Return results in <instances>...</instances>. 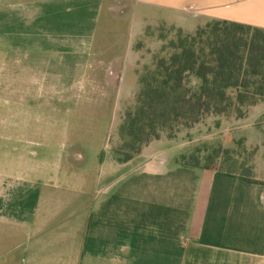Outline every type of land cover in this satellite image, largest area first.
<instances>
[{"label":"crops","instance_id":"1","mask_svg":"<svg viewBox=\"0 0 264 264\" xmlns=\"http://www.w3.org/2000/svg\"><path fill=\"white\" fill-rule=\"evenodd\" d=\"M139 1L92 0L89 21L74 37L71 19H60L55 3L27 10L23 0H0L6 93L16 77L17 92L33 96L40 110H75L79 120L95 112L85 123L91 135L80 134L83 121L63 124L72 129L50 139L63 144L49 147L46 166L26 156L13 167L1 164L0 264H264V184L180 164L188 144L167 137L124 161L119 133L109 144L95 129L111 115L119 129L135 105L140 75L153 62L139 46L149 26L193 33L227 20L264 29V0ZM153 3L172 13L173 23L147 21L145 7ZM27 31L33 39L19 41ZM10 32H18L17 42ZM80 144H91L90 162ZM246 145L258 148L255 176L264 182V139Z\"/></svg>","mask_w":264,"mask_h":264},{"label":"trees","instance_id":"2","mask_svg":"<svg viewBox=\"0 0 264 264\" xmlns=\"http://www.w3.org/2000/svg\"><path fill=\"white\" fill-rule=\"evenodd\" d=\"M174 32L169 41L161 37L164 45L141 73L135 105L126 111L119 128L117 152L124 161L165 133L175 140V130L191 129L210 115L235 113L245 119L251 107L264 103V29L214 20L193 33L176 28ZM240 144L246 141L236 143ZM247 149V145L242 149L244 154ZM254 150L257 153L258 148ZM232 154L222 146H203L181 154L177 162L236 174L249 184H264L256 179L255 165L214 166L220 156L227 163L232 161Z\"/></svg>","mask_w":264,"mask_h":264},{"label":"rangeland","instance_id":"3","mask_svg":"<svg viewBox=\"0 0 264 264\" xmlns=\"http://www.w3.org/2000/svg\"><path fill=\"white\" fill-rule=\"evenodd\" d=\"M194 1L196 0H188L190 6ZM227 1L233 3L239 0ZM23 2L22 3L27 10H34L39 6H47L48 3H55L58 7V12L62 11L60 14V19H62L64 16H66L64 18L65 20L68 18L71 19L74 26L68 33L74 37L80 35L83 32L76 29L82 27L84 29L86 27L89 21L88 10H90L89 8L92 5V0H46L44 2H41V0H23ZM133 2L134 0H127V3L125 4L124 2V5L130 6L133 4ZM136 3H139L140 6L139 0H136L135 4ZM154 4L155 3L152 5L149 4L147 7H145L146 12H148V15L145 17L147 21L155 22L160 19L173 23V14H169V12H163L162 8L157 5L154 6ZM188 12H190L188 13V16L196 17L193 15V13L195 14V11L192 10V8H190ZM137 17L143 19V15L141 14H138ZM184 22H187L186 18H184ZM155 23L149 26L150 28H147L146 36L141 41L142 43L139 44V46H142L144 49L147 59L150 56L149 53L154 54V57L160 52L164 45L163 40H161L162 36L167 38L169 41L174 37L175 33V28H173L171 25L164 23H156V25ZM2 34L5 37V32H0V41L2 40ZM33 34L34 33L30 31L24 32V34L19 37V41L33 39ZM9 35L10 42L18 41V32H10ZM13 54L14 57H17L15 53ZM8 83V87L10 86V88L8 89V93H6L4 90L6 80L1 79L0 74V167L1 164H5L6 162L9 163L10 167H13L16 165L14 163L15 160L21 156H26L28 159H30V161L38 162L40 164L41 161H43L42 165L46 166L49 163V159L53 158L49 147H56L59 151L61 145L63 144L62 142L52 144L50 139H52L55 135L62 137L71 131L72 128L69 126H63V124L68 120H70V123L72 124H75L78 121H83L81 122L83 125L79 128V130L84 129V133L81 132L80 134H92L89 132L92 129L94 130V128L90 129L85 123H90V121L93 119L92 116L95 114L94 111L88 112L89 119L87 117L84 118V120H79V118L77 119V111L75 110L68 109L62 112L60 115L53 111L43 109L40 110L38 108L39 105H36V102L31 100L33 96L22 95V93L17 92L18 90H21V82L18 80V78L15 77L14 79H9ZM46 98L47 96H42L41 100L44 101ZM126 111L123 112L124 117ZM116 120L117 119L115 116L111 115L102 125L99 124L98 127H95V129L98 130L96 131V134L98 136L104 135V137H106V142L108 141L109 144L115 141V138L118 137L119 129L118 126L115 125ZM262 130H264V105L249 109L247 118L245 119H238L235 113H231L227 117H216L213 115L204 117L199 124L191 129L179 128L175 130V134H178L175 141H177L179 144H188V148L184 150L183 154H189L196 148H201L203 146H222L223 149L235 153L232 154L233 162L229 161L227 163L225 162V158L220 156L215 161L214 166L218 168H227L233 163L236 165V169H241L246 164L252 166L255 165L254 160L256 150H254V148H248L247 154H244L242 149L244 147L246 148V145H236V143L238 141L241 142L243 139L246 141L247 139L250 144L258 145L264 139ZM167 135L168 134L165 133L162 136L168 137ZM49 143H51V145ZM89 145L90 148L88 147ZM80 146L83 147V149L89 151H84L87 153V155L84 153V162H90L92 160L91 144H88V146L86 144H80ZM120 146L121 144H117L118 148ZM261 155L262 153L259 151V160ZM121 157L123 159V156ZM77 164H79V162Z\"/></svg>","mask_w":264,"mask_h":264}]
</instances>
